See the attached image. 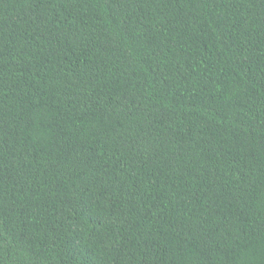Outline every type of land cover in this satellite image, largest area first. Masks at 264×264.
<instances>
[{
    "label": "trees",
    "instance_id": "1",
    "mask_svg": "<svg viewBox=\"0 0 264 264\" xmlns=\"http://www.w3.org/2000/svg\"><path fill=\"white\" fill-rule=\"evenodd\" d=\"M0 264H264V0H0Z\"/></svg>",
    "mask_w": 264,
    "mask_h": 264
}]
</instances>
